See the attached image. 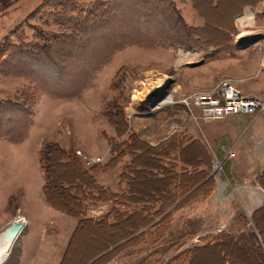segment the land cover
I'll return each mask as SVG.
<instances>
[{
  "label": "rangeland",
  "instance_id": "obj_1",
  "mask_svg": "<svg viewBox=\"0 0 264 264\" xmlns=\"http://www.w3.org/2000/svg\"><path fill=\"white\" fill-rule=\"evenodd\" d=\"M64 2V5L74 6L66 5L62 9ZM198 2L212 19L209 27L212 37L222 38V44L213 38L210 43L214 46L204 45L202 28L189 22L186 14L190 13L191 6L183 0H0V43L5 37L11 38L19 26L28 42L34 30L53 29L48 22L63 13L89 17V32L97 31L100 37L114 35L116 41L124 44L120 50L107 43L96 47L98 37L96 43L85 48L83 64L79 61L74 66L70 60L67 69L70 81L63 88L66 93H61L68 98L56 96L57 90L53 95L45 93L46 85L38 89L21 79L0 77V101L25 98L34 113L29 130L24 127L23 113L17 109L15 113L12 109L13 116L0 118L15 136L24 135L27 130L24 140L17 138L13 143L0 139V233L16 222L25 221L26 226L4 264H16L22 256L25 238L31 234L30 220L34 223L33 233L44 222L41 216L46 210L39 204L40 196L44 199L40 190L39 170L43 172L39 155L51 145L75 154L82 161L101 158L102 162L94 165L92 175L121 197L117 204L116 201L98 202L87 207V217L97 223L106 219L105 226H84L77 233L66 264L76 261V257L81 260L87 254L81 264L88 260L87 264H182L189 250L213 243L221 235H228V239L233 240L227 244L230 251L241 255L239 259L244 258L243 263L238 264H259L243 257L236 248L252 237L264 255L256 234L260 229L264 238V225L259 226L264 223L261 220L264 212L260 211L264 204L250 214L247 211L250 191L264 194V171H261L264 169V111L202 123L196 122L181 104L165 107L159 104L165 95L173 94L176 100L182 94L212 91L225 77L236 80L244 94L264 99V69L259 63L264 9H248L253 16L243 13L236 18L235 33L227 42L219 31L229 27L232 19L229 13L239 7L242 0H221V6L214 10L208 0ZM82 6L92 9L95 17L69 12ZM117 22L130 27L120 32L112 28ZM86 26L80 29L89 34ZM195 28L198 32H193ZM252 37H259L257 45L242 48ZM51 45L56 48L58 43ZM61 52L57 51V55L64 59ZM57 63L62 66L64 62L57 59ZM50 67L42 61L38 72L52 76ZM82 67L86 82H81L80 91L74 86L78 69ZM259 76L262 78L258 79ZM163 80H166L164 87L150 97ZM198 113L197 109L193 110L194 115ZM232 120L234 123L230 122ZM167 140L169 143L164 144ZM113 144L123 153L114 155L115 159L109 163ZM228 150L234 156L223 159ZM78 151L81 156L77 155ZM135 151H139L137 155L140 151L146 152L134 163ZM163 152V162L149 160L151 154ZM218 161L221 165L215 170ZM142 167L164 168L167 176L164 188L169 193L168 198L164 197V204L156 202L159 192L147 181L148 176L144 180ZM129 175H135L136 192L150 190V194L156 196L152 205H144L151 215L146 219L136 217L131 230L124 229L125 233L119 235L113 228L108 231L106 227L124 225L126 216L134 209L144 212L143 205L122 200L127 188L123 179L129 180ZM49 208L47 228L44 226L46 233L35 248L42 249L40 261H59L67 247V235L74 231L78 220ZM220 258L215 247L199 253L195 264H221Z\"/></svg>",
  "mask_w": 264,
  "mask_h": 264
},
{
  "label": "trees",
  "instance_id": "obj_2",
  "mask_svg": "<svg viewBox=\"0 0 264 264\" xmlns=\"http://www.w3.org/2000/svg\"><path fill=\"white\" fill-rule=\"evenodd\" d=\"M62 4V9L65 8L66 5L72 7L74 4L66 3ZM78 7V5H77ZM88 6H82L78 8L69 9L71 13H84V15H90L95 17V15H92V9L88 10ZM98 8V7H97ZM97 10V9H96ZM95 10V11H96ZM175 10V9H174ZM94 11V12H95ZM58 13V12H56ZM64 15V16H61ZM60 18H56L52 22H48L49 24L52 23L53 29H50L48 32L45 30H34L31 40L26 42L25 35L22 33V26L18 27V30L13 33V36L11 38L5 37L3 41L0 43V77L1 78H16L26 81L30 86L37 87L38 89L42 86L46 85V91L48 94L53 95L52 92L56 91L58 94L56 96H62L61 93H66L64 91V87L68 82L70 81L69 73L67 71L68 66L71 65V63H74V66L77 62L80 61V63L83 64V61L85 59L84 55L86 54L85 48L87 46L90 47V43L94 42L96 43L98 37L99 42L95 44L96 47H98L101 43L103 46L114 44L116 47L120 50V47H123L124 44L119 40L116 41L114 35L109 36H101L97 34V31L92 34V32L88 31V25L89 17H80V16H67L65 14H61ZM66 16V17H65ZM63 17V18H61ZM174 17V16H172ZM180 17H178L179 19ZM58 19H61L59 21ZM206 20V26L205 28L201 29L202 37H203V43L204 45L208 46H214L213 43H210L211 40H214L213 38H217L216 36L212 37V33L209 32V27L212 25V20L210 18H205ZM233 18L231 19L230 23L232 22ZM72 22V23H67ZM67 24V25H66ZM74 26H68L73 25ZM87 25V26H86ZM86 26L87 32H84L82 27ZM214 26H219L215 24ZM129 25H121L120 22L114 23L112 25V28L115 30L122 31V28L129 29ZM221 27V26H219ZM218 27V28H219ZM228 27H224L223 30H220L219 32L222 33V35L227 38V42H230V33L226 32L225 30ZM193 29V28H191ZM126 30V29H123ZM128 31V30H126ZM192 31V30H189ZM193 32H198L196 28ZM214 34V33H213ZM191 34H189L188 38ZM204 35V36H203ZM201 38V37H199ZM112 39V41H110ZM218 43L223 42L222 38H217L216 40ZM58 43V46L52 47V43ZM42 43V44H41ZM220 44V45H221ZM216 46H220L219 44H215ZM57 51H62L60 54L64 57V59H60L59 55H57ZM57 59L60 62H64L62 66L57 63ZM66 59V60H65ZM71 60V63H70ZM42 61H46L47 64L51 65V69L53 71L52 76H48L44 73L38 72V66L41 64ZM100 61V58H99ZM79 73H77L76 80H75V86L78 87L79 90H82V83L86 82V73L85 68H79ZM59 74V75H58ZM58 75V77L56 76ZM37 83L41 84L40 86L37 85ZM34 87V88H35ZM42 92V91H41ZM68 98V97H63ZM5 105V107H3ZM3 109H5L3 111ZM12 109L15 113V109H17L19 112L23 113L24 117L22 121L25 122V128L29 130V128L32 126V121L34 119V113L31 109L32 105L29 102V100L25 98L21 99H8L4 101H0V118H3L4 115L13 116ZM7 116V117H8ZM126 123V122H125ZM8 124L5 121H0V139L7 140V142H17V138L20 140L25 139V134L27 133V130L24 135H17L15 136L11 132V128H8ZM118 128V127H117ZM119 130V128H118ZM120 133V131H119ZM170 141V140H169ZM169 141H165L164 144L169 143ZM174 140H172L171 143H173ZM126 146V144L124 145ZM164 146V145H162ZM129 148V147H124ZM112 158L110 159V162H112V159H115L114 155H121L123 151H118L117 147L113 144L112 145ZM146 152V151H145ZM139 151L133 152V157L135 158L134 163L136 162L137 158L141 159L144 155ZM153 153V152H152ZM145 156V155H144ZM144 158V157H143ZM155 159V160H153ZM154 163H157V161H164V152L162 154H151L150 159ZM159 163V162H158ZM39 165L40 169L42 170L43 174V185H42V193L44 196V199L46 202L50 205V207L64 212L70 216L75 217L78 220L77 226L75 227L74 231L72 232L69 241L67 243V247L65 248L62 260L59 264H66L67 260L70 256V251H72L73 245L75 244V238L77 236V233L80 232L83 227L86 228L89 226H97L100 224V226L104 225L106 222L105 220L99 221L100 223H97V221L93 220L92 218L87 217V207L93 206L97 204L98 202H114L115 204L120 203L117 202L121 197L113 193L110 188L106 187L105 185L101 184L99 180L97 181L96 178L92 175L94 166H91L87 168L84 165V161L79 160L75 154H71L70 152H65L64 150L60 149L57 146L51 145L48 147V149H44L41 151L39 155ZM154 170L147 169V167L140 168V171L142 172L144 180H147V176L150 183L154 184L156 186V190L159 192V197H156V202L160 201L164 204L165 200L164 197L168 198L169 194L166 192L165 184L167 176L164 175V168L160 167L159 170L157 167L153 168ZM63 170L67 171L68 174H66ZM128 179H123L124 182L127 184V188L124 191V194L122 195V200L124 203L133 204V205H152V200L155 198V194H150V190H143L139 193L136 192L134 185L135 181V175L131 176L129 175ZM144 182V181H143ZM133 183V184H132ZM145 189V188H144ZM159 189V190H158ZM162 192V193H161ZM157 194V193H156ZM163 195V197H162ZM172 195V194H171ZM152 198V199H151ZM137 200V202H136ZM164 201V202H163ZM143 211H138L135 209L133 210L131 214L126 216L124 225H115L112 224L111 226L106 227L108 231L118 232L119 235H123L124 229H130L131 230V223L133 220L141 216L142 218L146 219L147 215H151L148 210L144 207ZM262 213L264 212V209L260 210ZM258 211V212H260ZM257 212V213H258ZM261 213V214H262ZM111 214V213H109ZM264 214V213H263ZM259 215V214H258ZM151 216L148 217V219ZM264 217V215H263ZM260 219V218H259ZM262 222H264V219ZM119 221V220H118ZM264 223L259 224V226L262 228ZM105 226V225H104ZM102 226V227H104ZM257 226V225H256ZM130 227V228H129ZM257 228V227H256ZM129 230V231H130ZM262 230L258 229L256 232L257 237L260 236V242L264 244V238L262 233H260ZM222 236V237H221ZM213 241V243H208L204 246H196L189 250L187 252L188 256L186 255L182 264H195L196 263V257L199 253L208 252V250L214 249L217 247V250L220 252L221 258L218 259L219 263L221 264H238L243 263L244 256H246L247 259H249L252 263H259L264 264V255L262 254V251L259 249V247L256 244L255 239L252 237H249L248 240L242 245L239 243L237 245L241 246L239 249L242 252V258L241 255H236L237 253L233 250L230 251L228 248V243L231 244L233 240H229L228 235H221ZM224 236V237H223ZM108 240H106L105 244H107ZM235 244V246H237ZM228 248V249H227ZM244 253V255H243ZM88 254L86 255V257ZM84 256V258H86ZM82 257L81 260H78L76 257V264H81L84 262V259ZM20 258L18 259V262L16 264H20ZM89 261V260H88ZM86 261L84 264H87ZM73 260L71 261V264L74 263Z\"/></svg>",
  "mask_w": 264,
  "mask_h": 264
},
{
  "label": "built area",
  "instance_id": "obj_3",
  "mask_svg": "<svg viewBox=\"0 0 264 264\" xmlns=\"http://www.w3.org/2000/svg\"><path fill=\"white\" fill-rule=\"evenodd\" d=\"M259 44L262 47V54L259 63L261 68L264 69V38ZM167 99L170 100L168 103L166 102ZM175 104H181L192 114L196 122L202 123L220 121L230 116L254 115L264 111L263 98L244 94L242 90L238 88L237 81L229 77L222 78L212 91H197L190 94H182V96H179L176 100L175 95L173 96V94L164 96V107L166 105ZM160 106H163V104ZM194 109L199 111L198 116L193 114ZM76 153L78 156L82 155L80 151ZM233 156V152L228 150L223 159L231 158ZM101 162L102 159L97 157L93 161L84 160V165L89 168ZM220 165L221 162L218 161L215 165V170ZM261 245L264 251V244L261 243Z\"/></svg>",
  "mask_w": 264,
  "mask_h": 264
},
{
  "label": "crops",
  "instance_id": "obj_4",
  "mask_svg": "<svg viewBox=\"0 0 264 264\" xmlns=\"http://www.w3.org/2000/svg\"><path fill=\"white\" fill-rule=\"evenodd\" d=\"M183 1H185V2L188 1L190 6H191L190 13L187 12V14H186L187 18H190L189 22L196 28H200V27L201 28H205V26L207 24L205 18H210L208 12L206 13V12L203 11V7L199 4L198 0H183ZM208 2L210 4V8L213 9V10L217 9V8H219L221 6V0H208ZM180 8H181V6H180ZM248 9H252V10H255V11L263 10L264 9V0H242V2L239 5V7L235 8L234 10H232L229 13L230 17H232L233 20L229 24V27L225 31L227 33L228 32L230 33V37L232 36V34L235 33L234 21L236 20V18L241 16L243 13H244L243 14L244 16L247 15V14L253 16V13L250 10H248ZM244 16H242V17H244ZM199 19L202 21V24H201ZM209 32H210V30H209ZM263 77H264V74H263ZM260 78H262V77L259 76L258 79H260ZM246 116H251V115H246ZM235 117L236 118H238V117L242 118L243 116H230V117H228L226 119H231V118L233 119ZM226 119H224V120H226ZM220 121H223V120H220ZM234 121L235 120H232L230 122L234 123ZM6 144H9V143H6ZM13 147H19V146H15L14 145ZM39 152H38V154H39ZM224 152H225V150H224ZM261 171H264V169H262ZM39 173L41 175L40 183L42 182V185H43V174H41L40 170H39ZM258 175H259V173H257V176ZM40 190H42V188ZM41 197L42 196H40L39 204H40V206H41V208L43 210H46L45 213H44V211H42L43 216H41V219H44V222L42 223L41 228L37 227L36 233H33L34 231L32 229V226H34V223H33L32 220H30L31 234H30V237L28 235L25 238V247H24L21 259H20V264H26V263L27 264H36L37 262H39L40 264H59L61 262V260H62L64 251H65V250L63 251L59 261H57L55 259L54 260L53 259L52 260L51 259H47L46 261H40L41 260L42 249L40 251H38L35 248V245H36V242L41 241L40 239H42V236L46 233L45 229L47 228V225H48V221H49L48 213H49V209H50L49 208L50 205L46 202L45 199H43V197L42 198ZM46 213H47V215H44ZM44 226H45V229H44ZM32 234H34L36 237H31ZM71 234H72V232H71ZM71 234L69 233L67 235L68 236L67 237V242L69 241V238H70ZM46 235H48V234H46ZM45 251H48V254L51 253V251L49 249H47Z\"/></svg>",
  "mask_w": 264,
  "mask_h": 264
},
{
  "label": "water",
  "instance_id": "obj_5",
  "mask_svg": "<svg viewBox=\"0 0 264 264\" xmlns=\"http://www.w3.org/2000/svg\"><path fill=\"white\" fill-rule=\"evenodd\" d=\"M258 38L259 37H252L249 40H246L243 43L244 46H242V48H247L248 46L255 44ZM159 88L160 87H157V89H155L151 93L150 97L155 95V93L159 92ZM24 228H25V221L16 222L0 233V247L2 249H6L3 257L4 259L0 264H4L6 262L18 238L22 234Z\"/></svg>",
  "mask_w": 264,
  "mask_h": 264
},
{
  "label": "bare ground",
  "instance_id": "obj_6",
  "mask_svg": "<svg viewBox=\"0 0 264 264\" xmlns=\"http://www.w3.org/2000/svg\"><path fill=\"white\" fill-rule=\"evenodd\" d=\"M181 62H184V61H181ZM165 82H166V80H163L162 82H160L158 84V87H160L162 89L164 87V85H165L164 84ZM161 89H160V91H161ZM169 99L166 100L167 103L170 101ZM162 104L164 105V99H163V101H161V104H159V105H162ZM250 196H251V198H250ZM263 204H264V194L262 192L260 193L258 190L250 191L249 208L247 210L248 213L250 214L252 212V210H254L256 207L261 206ZM5 251H6V249H2L0 247V263L4 259L3 257H4V252Z\"/></svg>",
  "mask_w": 264,
  "mask_h": 264
}]
</instances>
